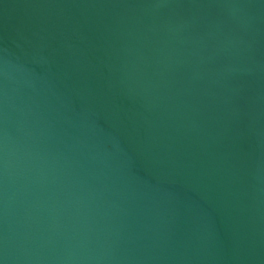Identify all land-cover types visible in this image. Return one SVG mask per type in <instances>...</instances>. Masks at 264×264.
I'll list each match as a JSON object with an SVG mask.
<instances>
[{
	"label": "water",
	"instance_id": "1",
	"mask_svg": "<svg viewBox=\"0 0 264 264\" xmlns=\"http://www.w3.org/2000/svg\"><path fill=\"white\" fill-rule=\"evenodd\" d=\"M0 264H264V0H0Z\"/></svg>",
	"mask_w": 264,
	"mask_h": 264
}]
</instances>
